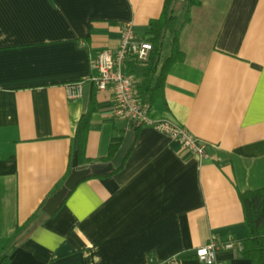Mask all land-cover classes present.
Wrapping results in <instances>:
<instances>
[{
    "label": "crops",
    "instance_id": "0c3cea01",
    "mask_svg": "<svg viewBox=\"0 0 264 264\" xmlns=\"http://www.w3.org/2000/svg\"><path fill=\"white\" fill-rule=\"evenodd\" d=\"M165 1L0 0V239L15 241L10 264H205L201 247L245 238L241 194L264 187V0H201L178 13L183 57L152 115L204 140L207 158L139 127L121 169L85 178L44 211L74 171L85 114L93 164L111 162L132 130L89 79L92 55L117 51L126 24L147 41ZM143 65L125 71L138 83ZM81 80L83 96L70 99L67 84ZM215 260L255 264L238 249Z\"/></svg>",
    "mask_w": 264,
    "mask_h": 264
},
{
    "label": "built area",
    "instance_id": "2783aa9c",
    "mask_svg": "<svg viewBox=\"0 0 264 264\" xmlns=\"http://www.w3.org/2000/svg\"><path fill=\"white\" fill-rule=\"evenodd\" d=\"M120 47L117 51L103 50L91 57L93 75L89 78L100 92H111L114 97V116L117 119L133 122L138 127H151L179 141L183 148L199 158H207L206 142L186 127L172 120H157L152 115V105L146 102L137 89L134 74L126 72V64L137 61L148 62L153 51V45L137 38L133 25L123 27ZM85 81L67 84L70 99L76 100L83 96ZM241 242L231 238L228 244L210 243L197 250L199 261L205 264H215L217 253L222 249L243 250ZM170 264H180L178 258H172Z\"/></svg>",
    "mask_w": 264,
    "mask_h": 264
},
{
    "label": "trees",
    "instance_id": "16d2710c",
    "mask_svg": "<svg viewBox=\"0 0 264 264\" xmlns=\"http://www.w3.org/2000/svg\"><path fill=\"white\" fill-rule=\"evenodd\" d=\"M185 1L188 2L187 12L193 7L201 4V0ZM164 9L161 18L152 21L147 30V41L152 43L153 51L149 61L143 65L145 70V75L143 76L144 79L137 83V89L140 95L150 104H154V102L156 103V100L162 95L168 67L177 60H181L183 57L179 44L180 35L178 17V12L181 9V0H166ZM169 36H173L172 55L169 60L161 66L160 62L163 57V46L166 38ZM89 123L90 115L87 113L81 119L74 141L73 155L76 153L78 154L80 167L93 165L92 159L89 160L85 156ZM134 128L136 130L139 129L138 126H135ZM121 144L122 141L113 145V155L119 150ZM111 157H109V160H111ZM118 170H115L111 174ZM95 177H99V175H90L87 179ZM241 201L247 225V234L241 241V246H243L242 253L253 259L255 264H264V187L241 194ZM28 226H30V223ZM28 226H26V228H28ZM14 242V239H0V264L11 263L12 252L16 248Z\"/></svg>",
    "mask_w": 264,
    "mask_h": 264
},
{
    "label": "water",
    "instance_id": "95a60500",
    "mask_svg": "<svg viewBox=\"0 0 264 264\" xmlns=\"http://www.w3.org/2000/svg\"><path fill=\"white\" fill-rule=\"evenodd\" d=\"M135 124L131 123L130 132H128L125 142L115 155V158L105 164H93L86 167L79 166L78 154L76 153L73 160L74 171L72 175L66 182V185L53 197L49 200L47 205L44 208V211L48 214H53L56 209L60 206L67 193L73 190L82 180L87 178L89 175H105L111 173L115 170L121 169L129 156V153L132 148L134 136H135Z\"/></svg>",
    "mask_w": 264,
    "mask_h": 264
},
{
    "label": "rangeland",
    "instance_id": "374dc122",
    "mask_svg": "<svg viewBox=\"0 0 264 264\" xmlns=\"http://www.w3.org/2000/svg\"><path fill=\"white\" fill-rule=\"evenodd\" d=\"M186 8L188 9V2L187 1H185V0H181V9L179 10V16H181L182 17V9L184 10H186ZM186 13V12H185ZM185 15V14H184ZM168 48V47H167Z\"/></svg>",
    "mask_w": 264,
    "mask_h": 264
}]
</instances>
